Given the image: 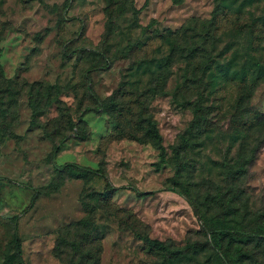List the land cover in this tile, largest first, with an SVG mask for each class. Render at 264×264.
<instances>
[{
  "label": "rangeland",
  "instance_id": "obj_1",
  "mask_svg": "<svg viewBox=\"0 0 264 264\" xmlns=\"http://www.w3.org/2000/svg\"><path fill=\"white\" fill-rule=\"evenodd\" d=\"M108 1L0 0V264H227L206 216L264 227V0ZM197 45L248 86L188 66Z\"/></svg>",
  "mask_w": 264,
  "mask_h": 264
},
{
  "label": "trees",
  "instance_id": "obj_2",
  "mask_svg": "<svg viewBox=\"0 0 264 264\" xmlns=\"http://www.w3.org/2000/svg\"><path fill=\"white\" fill-rule=\"evenodd\" d=\"M113 1L114 0L108 1V9L114 6ZM222 2H224V0H222ZM219 10L221 12H227L228 10H230V8L227 5H223L222 7L219 8ZM259 25H261L260 27L264 28V18L253 20L251 27H258ZM171 34L175 35L174 33H171ZM206 43H207V40L206 38H204L203 46H205ZM195 47H193L192 49H189V52H192L193 54L192 56H187V58H189L188 66L192 67L191 64L193 62H196L195 69H198L197 72L200 71L203 74L205 73L209 74L210 72H212L213 69L210 66H208L207 63L212 60V57L208 55L206 51L203 53V55L199 54L198 49L200 48V46L197 45V47L196 48ZM196 54L200 56L197 55L198 57H195ZM201 58L204 60L200 62ZM232 60L230 59V61L228 62L229 63L228 69H224L222 65L217 64L216 69L210 74V76H212L213 79L216 78L215 82L221 79L224 81L231 80L234 82H238L237 85L239 84L240 86L243 85L244 83H246L247 85L248 84L247 78L246 77L238 78L239 75L233 71V68L236 66V63ZM193 74H196V73L193 70H191V76ZM254 74L256 76L255 79L258 80L260 74L252 72L250 76ZM186 81H188L187 83L191 85L189 86L187 85V83L183 85V87L179 91L180 93L178 94V96L181 94L186 95L188 93L190 94V96H192V93H195L193 95L197 97L194 99V101H190L191 103H189L188 101H183V104H186V105L188 104L190 106V109L193 113L194 118H193V122L191 123L190 127L192 130H194L196 127L199 128L204 125V122H205L204 114L206 113L207 107L204 105V102H205L204 97H203L204 92L200 91L202 80L199 78L198 79L196 78V79H192V81H189L188 79ZM238 90L241 95L242 91L240 90V88ZM33 108H35V106H33ZM145 135L155 140L157 149H159L160 151L159 152L160 163L166 164L167 163L166 151H165V148L162 145H160L161 139L159 135L157 134V132L151 129V130L146 131ZM131 136L132 138H136L134 137V135H131ZM182 142H184L183 143L184 145L187 144L185 137L182 138ZM183 148H185L183 145L180 147L174 148V154L176 156H179ZM159 167H160V164H157V168ZM70 174L74 178L84 177L82 173L76 170L70 171ZM204 222L205 223L203 226V231L205 233L207 232V234L209 235L210 243L212 244L213 249L217 252V255L215 256L220 262L224 261L227 264H249L251 260H253V255H252L253 253L247 251L246 248L248 246H252L259 250H264V227H261L259 231L253 232V233L252 232L250 233L234 232V231H230L229 228L225 226V221L220 222L219 219L216 217L206 216V219ZM137 238H139V240L143 242L148 254L158 255L162 253H170L169 248L163 242H159L157 240H151L149 238H144L140 236H137ZM17 249L19 250L20 247L18 246ZM232 250H235L237 255H232L231 253L233 252ZM181 255L182 253L177 252V251L174 253H171L170 260L172 261L178 260Z\"/></svg>",
  "mask_w": 264,
  "mask_h": 264
}]
</instances>
